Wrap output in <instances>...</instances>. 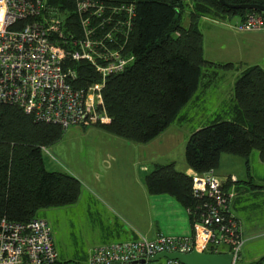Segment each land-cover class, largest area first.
<instances>
[{
    "label": "trees",
    "instance_id": "obj_1",
    "mask_svg": "<svg viewBox=\"0 0 264 264\" xmlns=\"http://www.w3.org/2000/svg\"><path fill=\"white\" fill-rule=\"evenodd\" d=\"M96 1L105 6L134 5L136 16L126 50L135 60L124 72L107 78L102 97L110 121L89 125L136 144L159 137L197 93L203 68L211 65L204 58L201 19L239 17L243 21L250 14L264 16L259 11L229 9L220 0ZM225 2L264 7V0ZM48 4L67 20L76 18V0H48ZM186 13L187 27L183 26ZM65 34L70 36L67 29ZM73 66L79 75L76 88L100 81L89 64ZM234 93L231 118H219L196 130L187 141L186 163L199 174L218 169L224 154L243 158L249 168L250 157L257 151L264 163V69L247 68L236 81ZM66 132L59 125L36 122L18 106L0 104V219L27 224L41 210L79 201L81 181L67 172L48 170L44 161L43 148L59 143ZM145 185L150 195L175 198L188 210L192 225L200 219L204 202L194 197L193 179L177 170L174 162L155 164ZM263 262L264 258L251 264Z\"/></svg>",
    "mask_w": 264,
    "mask_h": 264
},
{
    "label": "built area",
    "instance_id": "obj_2",
    "mask_svg": "<svg viewBox=\"0 0 264 264\" xmlns=\"http://www.w3.org/2000/svg\"><path fill=\"white\" fill-rule=\"evenodd\" d=\"M74 12L76 18L67 20L48 0H0V104L18 106L36 122L66 131L110 121L102 97L107 78L124 72L135 60L126 50L136 16L134 5L76 0ZM234 29L264 32V16L250 14ZM79 62L89 64L100 81L76 88L79 75L73 63ZM43 150L49 154L47 148ZM190 177L194 197L204 202L191 236L140 237L98 246L87 264H127L149 261L163 252L192 251L231 253L237 264L245 239L243 223L230 209L234 193L225 190L213 170ZM58 261L57 243L46 220L36 217L24 224L0 219V264ZM166 264L180 262L166 260Z\"/></svg>",
    "mask_w": 264,
    "mask_h": 264
},
{
    "label": "crops",
    "instance_id": "obj_3",
    "mask_svg": "<svg viewBox=\"0 0 264 264\" xmlns=\"http://www.w3.org/2000/svg\"><path fill=\"white\" fill-rule=\"evenodd\" d=\"M201 21L221 23L219 20L207 17L202 18ZM240 21L239 17H235L226 21L227 23L223 25L225 28L228 27L227 29L233 30L239 39H241V36H246L249 40H255L259 37L264 38V32L237 33L234 26ZM205 60L210 62L211 65L203 68L201 83L197 93L181 111L175 122L155 140L147 144H136L110 134L102 128L88 124L74 126L67 131L68 135H74L76 140L71 152H74L75 162H77L78 167L68 168L71 170L70 174L78 178L82 183L81 197L75 205L41 210L37 217L46 220L50 224L56 240L54 233L56 224L63 223L68 213L73 211L76 226L79 227L80 232L84 233V239L85 237L87 239L91 237L89 247L84 251L86 254L85 260L80 262L87 264L90 253L94 248L114 242L129 241L140 237L155 239L160 235L191 236L192 224L188 210L170 195H150L145 185V177L153 169L154 165L158 163L168 164L174 162L177 168L178 161L175 159L174 154L170 152L172 147L164 148V139L166 136L173 135L167 131L172 126L174 129L177 123L180 131H172L176 134L174 135L175 138H181L182 147L185 150L186 139H189L191 134L198 130L197 128L189 130L190 120L192 121L193 118H196L192 110H189L191 107L203 106L207 103L216 105L218 109L216 111L220 113L212 123L219 118H231V111L236 105L235 83L241 75H224V72L214 70L217 67L214 61L206 58ZM257 65L264 69L262 63L250 61L242 73L247 68ZM219 66H222L218 67L221 69L232 68L233 63ZM219 76H222V78L228 77L227 89L219 83L217 84L216 81ZM218 105H221V108ZM80 138H84V140L81 141ZM56 145L50 148L52 149ZM56 157L64 164L63 160L57 155ZM232 157L222 156L221 159L225 163L229 161L236 163L239 161L241 163V160ZM251 157L262 163L257 151L253 152ZM52 159L56 161V158ZM66 161L68 162V160ZM180 164L181 168L177 170L186 172L189 176L195 173V171L188 168L186 159H182ZM247 169L250 171L248 175L250 180L244 183L242 182L244 179H241L240 175L222 169L215 170V174L222 181L225 190L234 193L235 196L231 201L230 209L246 227L245 229L243 228L245 245L240 256V264H251L264 256V248H262L263 246L260 243L261 239L264 238V231H258L250 227L240 214V209L244 208L243 203L246 202L247 197H250L248 195L258 191L264 193V178L259 174H255L253 170ZM220 174L224 176V179L221 178ZM232 177L234 179L229 181L228 178ZM255 179H258V184ZM240 181L242 182L241 184ZM76 229L78 231L77 227ZM57 250L61 264H72L73 260L70 259L71 257H66L61 253L58 243ZM148 264H166V260L164 263L159 261Z\"/></svg>",
    "mask_w": 264,
    "mask_h": 264
},
{
    "label": "rangeland",
    "instance_id": "obj_4",
    "mask_svg": "<svg viewBox=\"0 0 264 264\" xmlns=\"http://www.w3.org/2000/svg\"><path fill=\"white\" fill-rule=\"evenodd\" d=\"M184 17L185 18L183 20V26L187 27L189 24L188 13H186ZM219 21H221V23L222 22L224 23L222 24L218 22L208 23L205 21H201L200 24V30L204 38V56L206 59H211L217 64V67L214 68L215 71L224 72V75L227 74V76H233V75L237 76V75H241L242 71L246 68V65L250 61L252 62L256 61L264 65L263 37H259L258 39L255 40H249L246 36H241V39H239L238 35L235 34L233 30L227 29L228 27L225 28V26L223 25L227 23L226 21L229 20H219ZM226 63H233V67L227 69L218 68V67H222L219 65ZM216 82L217 84L219 83L220 85L224 86L225 89L228 88V82H229L228 77L222 78V76H219ZM218 106L221 108V105ZM189 110H192V112L196 115V118H193L192 121L190 120L189 130L196 128L200 129L205 125L212 124L216 116L220 113L216 111L218 110L216 105H211L209 103L203 106L191 107V109ZM90 126L93 125L90 124ZM172 130L180 131V128L178 127L177 123L174 129L172 126L170 130L167 131L169 132V134H173V135H170L169 137L168 136L165 137L164 148H167L168 146L172 147L170 149V152L174 154L175 159L178 161L177 169H180L181 160L182 159L185 160V156H184L185 150L184 147H182L183 143L181 142L182 141L181 138L179 137L175 138L174 135L176 134L173 133ZM68 134L69 133L67 132L65 133L63 140L58 145H56L52 149L50 147L47 148L49 154L44 151L45 166L48 170L64 171L70 174L71 171L69 170L70 167L72 168L74 166L78 167L76 164L77 162H75L74 152H71L72 147L76 142V140L74 139V135L72 134L68 135ZM80 140L83 141L84 138H80ZM187 141L188 138L186 139V142ZM55 154L61 160L64 161L63 162L64 164L60 162V160L56 157ZM223 156H230V158L233 156L232 158L241 160V163H239V161L237 163L234 161H229L228 163H225L221 159L220 166L218 167V169H216L217 171L219 169L220 170L222 169L224 171L240 175L241 179H244L242 180L243 183L248 182L250 180L248 176L250 171L247 169L248 167H246L247 165L245 164L244 159L229 154H224ZM52 157L56 158V161H54ZM66 160H68V162ZM250 167L249 169L253 170L255 174L257 175L259 174L261 177L264 178V164L259 163L258 160L252 159L251 157ZM220 175L221 178L224 179V176L222 174ZM255 181L257 184L259 183L258 179H255ZM242 182L240 181V184ZM248 196L250 197L249 198L247 197L246 202L243 203L244 208L240 209V214L247 221L250 227L257 229L258 231L260 230L264 231V193L258 191L256 193H251ZM59 222H61V220H59ZM243 226L245 229L246 228L245 224ZM76 227L78 228V231ZM54 233L61 253L64 254L66 257L70 256L71 257L70 259L74 261L71 262L72 264H84L83 262L80 261L85 260L84 258L86 254L84 253V251L88 249L91 237L89 239L85 237L84 239L83 236L84 233L80 232L79 227L76 226L73 211L71 213H68L63 223L56 224V228H54ZM260 243L261 246H263L262 248H264V238L261 239ZM263 258L264 256L261 257L260 259ZM161 261L164 263L165 260H161Z\"/></svg>",
    "mask_w": 264,
    "mask_h": 264
},
{
    "label": "water",
    "instance_id": "obj_5",
    "mask_svg": "<svg viewBox=\"0 0 264 264\" xmlns=\"http://www.w3.org/2000/svg\"><path fill=\"white\" fill-rule=\"evenodd\" d=\"M220 2L229 9H243V10H254L264 13V7L257 5H230L225 2V0H220ZM234 256L231 253L223 254H212L192 251L191 253H167L163 252L154 257L149 261L145 259H140L136 261L129 262L127 264H148L157 263L161 260H177L180 264H233Z\"/></svg>",
    "mask_w": 264,
    "mask_h": 264
}]
</instances>
